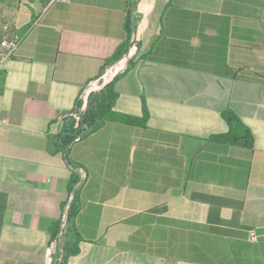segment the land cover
Listing matches in <instances>:
<instances>
[{
  "label": "crops",
  "instance_id": "0c3cea01",
  "mask_svg": "<svg viewBox=\"0 0 264 264\" xmlns=\"http://www.w3.org/2000/svg\"><path fill=\"white\" fill-rule=\"evenodd\" d=\"M126 15V0H1L24 38L0 69V264H56L74 172L83 239L68 264H264V0H140L118 117L71 146L82 169L49 149L117 62ZM228 109L253 148L213 138Z\"/></svg>",
  "mask_w": 264,
  "mask_h": 264
},
{
  "label": "trees",
  "instance_id": "16d2710c",
  "mask_svg": "<svg viewBox=\"0 0 264 264\" xmlns=\"http://www.w3.org/2000/svg\"><path fill=\"white\" fill-rule=\"evenodd\" d=\"M139 1L140 0H126L127 15L124 20V29L127 37L120 44L110 61L112 60L116 62L120 60L128 51H131L132 53L129 64L138 61L137 54L139 51L140 41L138 39V35L135 37H133V35L136 32L138 24L137 8ZM239 71L240 70L234 71L233 76L236 77V74ZM118 76L119 74L115 77V79ZM115 79L103 89L90 94L88 107L81 114V116H68L64 119L61 131L54 135L50 141L49 149L52 152H62L69 157L70 148L79 137H83L84 135L97 130L105 122L118 117V113L114 110L116 102L119 98V92L115 88ZM82 104L83 100H80V102H78V106L80 107ZM222 115L229 125V130L226 133L214 136L213 138L221 142H229L235 145L253 148V135L244 121H242V119L231 109L224 111ZM148 117V109L144 106L142 119L145 123L147 122ZM120 118H123L124 120H133L132 117L127 115H123ZM69 162L76 168H83L80 163L75 162L72 158H70ZM80 181V176L74 172L68 184V200L63 203V210H65L69 199L73 196L67 211V230L62 236V242L60 241L61 254L59 253L60 256H57L58 261H56V264H68L69 259L80 251L79 244L83 238L75 223L81 203V191L80 187H78ZM158 209L160 208H157L156 210ZM61 223L62 219L53 221V225H55L53 230V240L59 239V234L62 229Z\"/></svg>",
  "mask_w": 264,
  "mask_h": 264
},
{
  "label": "built area",
  "instance_id": "2783aa9c",
  "mask_svg": "<svg viewBox=\"0 0 264 264\" xmlns=\"http://www.w3.org/2000/svg\"><path fill=\"white\" fill-rule=\"evenodd\" d=\"M23 35L17 32L15 27L8 21L4 20L2 17H0V69L3 67L4 63L12 58V56L15 54L17 48L19 47L20 43L23 40ZM132 57L131 51H129L123 59H120L113 65L109 66L106 70L104 75L97 81L91 82L85 93L82 95V98L87 100L88 94L91 91H99L103 89L105 86H107L110 82H112L115 77L122 73L126 68V63L129 61V59ZM69 205L66 206V211L64 214V220H63V227L61 229V232L59 234V239H56L52 242L50 250L53 252L56 250L58 244L62 240V236L67 230V211H68ZM250 238L252 240H257L258 235L256 231L252 230L250 231ZM52 257H47V262L49 264L52 263Z\"/></svg>",
  "mask_w": 264,
  "mask_h": 264
},
{
  "label": "water",
  "instance_id": "95a60500",
  "mask_svg": "<svg viewBox=\"0 0 264 264\" xmlns=\"http://www.w3.org/2000/svg\"><path fill=\"white\" fill-rule=\"evenodd\" d=\"M88 96H89V94H88ZM87 100H88V98H87ZM71 202V201H70ZM69 205V204H68Z\"/></svg>",
  "mask_w": 264,
  "mask_h": 264
}]
</instances>
